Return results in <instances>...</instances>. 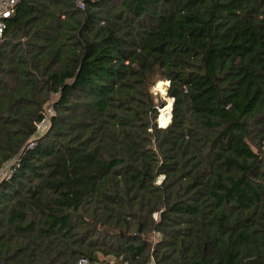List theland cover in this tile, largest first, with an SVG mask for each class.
<instances>
[{"label":"trees","instance_id":"16d2710c","mask_svg":"<svg viewBox=\"0 0 264 264\" xmlns=\"http://www.w3.org/2000/svg\"><path fill=\"white\" fill-rule=\"evenodd\" d=\"M81 260L264 264V0H18L0 264Z\"/></svg>","mask_w":264,"mask_h":264},{"label":"built area","instance_id":"2783aa9c","mask_svg":"<svg viewBox=\"0 0 264 264\" xmlns=\"http://www.w3.org/2000/svg\"><path fill=\"white\" fill-rule=\"evenodd\" d=\"M18 0H0V37L2 36L6 21L13 15L14 8ZM52 114V110L49 109L45 119L37 126L38 132H41L45 126H48L49 117ZM79 264H86L85 260H81Z\"/></svg>","mask_w":264,"mask_h":264},{"label":"bare ground","instance_id":"6f19581e","mask_svg":"<svg viewBox=\"0 0 264 264\" xmlns=\"http://www.w3.org/2000/svg\"><path fill=\"white\" fill-rule=\"evenodd\" d=\"M165 90H166V88H165ZM158 119H159V123L161 126L164 127L166 124H168V122H169V108H168V106L164 110L160 111V115H159Z\"/></svg>","mask_w":264,"mask_h":264},{"label":"rangeland","instance_id":"374dc122","mask_svg":"<svg viewBox=\"0 0 264 264\" xmlns=\"http://www.w3.org/2000/svg\"><path fill=\"white\" fill-rule=\"evenodd\" d=\"M166 86V83H159V84H157V86L154 88V91L155 92H158V93H160L161 95H162V93H164L165 92V87ZM165 109V108H164ZM163 109V110H164ZM47 126H45L43 129H42V133L44 132V131H46L47 130Z\"/></svg>","mask_w":264,"mask_h":264},{"label":"water","instance_id":"95a60500","mask_svg":"<svg viewBox=\"0 0 264 264\" xmlns=\"http://www.w3.org/2000/svg\"><path fill=\"white\" fill-rule=\"evenodd\" d=\"M168 87H169V83H166V90H165V92L162 93V94H166V92H167V90H168ZM171 105H172V102H170L169 105H168V108H169V121H170V118H171V116H170ZM168 123H169V122H168ZM157 124H158V126H159L160 128H165V127L168 125V124H166L164 127L161 126L160 123H159V119L157 120Z\"/></svg>","mask_w":264,"mask_h":264}]
</instances>
